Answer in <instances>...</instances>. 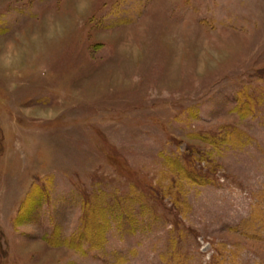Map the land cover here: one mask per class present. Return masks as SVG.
<instances>
[{"label": "rangeland", "instance_id": "obj_1", "mask_svg": "<svg viewBox=\"0 0 264 264\" xmlns=\"http://www.w3.org/2000/svg\"><path fill=\"white\" fill-rule=\"evenodd\" d=\"M0 264H264V0H0Z\"/></svg>", "mask_w": 264, "mask_h": 264}]
</instances>
